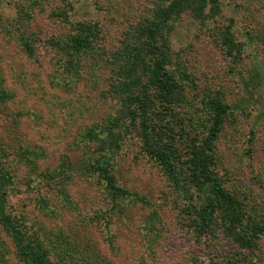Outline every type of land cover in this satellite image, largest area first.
I'll list each match as a JSON object with an SVG mask.
<instances>
[{
    "label": "rangeland",
    "instance_id": "1",
    "mask_svg": "<svg viewBox=\"0 0 264 264\" xmlns=\"http://www.w3.org/2000/svg\"><path fill=\"white\" fill-rule=\"evenodd\" d=\"M165 1L0 0V89L11 95L0 101V143L10 150L6 166L15 181L8 210L41 238L50 264H194V254L206 264H224L227 256L238 264H264V233L250 253L224 239L197 240L186 207L205 199L169 183L137 128L118 141L112 170L119 185L147 202L114 200L102 177L89 170L94 146L85 133L93 128L107 135L110 128L118 135L111 123L121 113L117 89L126 82V48L144 41L143 25ZM210 9L204 19L186 11L163 27L167 69L177 87L158 103L153 121L172 130L187 157L208 138L209 102L231 105L214 142L213 170L262 214L264 41L255 36L249 42L246 32L264 30V0H220V13ZM231 18L245 42L238 56L223 45ZM87 21L98 25L99 37L69 64L67 44ZM0 264H26L1 227Z\"/></svg>",
    "mask_w": 264,
    "mask_h": 264
},
{
    "label": "trees",
    "instance_id": "2",
    "mask_svg": "<svg viewBox=\"0 0 264 264\" xmlns=\"http://www.w3.org/2000/svg\"><path fill=\"white\" fill-rule=\"evenodd\" d=\"M209 5V14L221 12L220 0H166L164 5L157 7L154 18L143 25L140 32L144 35V41H135L133 45L127 46L124 69L126 82L117 89L121 96V113L111 123L113 128H119V132L117 135L115 129L113 131L107 128L105 131L109 134L104 135V129L97 131L91 128L85 133L94 146V160L88 163V167L102 177L114 200L117 201L119 196H131L135 201L147 202L145 197L119 185L112 170L113 154L118 141L127 129L137 128L145 150L163 168L169 183L192 198L205 199L199 206L186 207L189 218L193 220L197 240L203 243L208 239L210 242L224 239L226 242L239 244L250 253L254 252L257 240L264 233V213L253 211L258 207L252 210L245 199L238 198L213 170L214 142L231 105L209 102L211 124L208 138L202 145L190 147L187 157L181 154L183 152L180 151L176 138L173 139L170 135L172 130L169 131L168 126L158 122L154 123L152 116L159 104H165L169 100V90L177 87L175 78L167 69L169 58L161 42L163 27L168 26L170 21L177 20L186 11L196 18L204 19L208 16L205 9ZM234 25L235 21L231 18L222 34L223 45L238 56L245 42L237 37ZM246 36L249 42L255 41V36L264 41V30L260 29L257 34L247 31ZM98 37L99 28L96 23L80 22L77 33L72 35L67 44L69 64H73V59H77L81 53L91 51ZM22 44L28 51L31 50L26 39H22ZM142 74L146 79H143ZM10 96L9 92L0 89V101L3 102ZM232 107L236 109L237 104ZM9 151L0 143V227L12 239L18 256L26 264H50L49 253L41 238L30 235L24 218L8 210L9 194L15 183L6 166ZM66 169L62 172H66ZM193 260L194 264H206L198 254L193 255ZM224 264L238 263L233 257L227 256Z\"/></svg>",
    "mask_w": 264,
    "mask_h": 264
}]
</instances>
